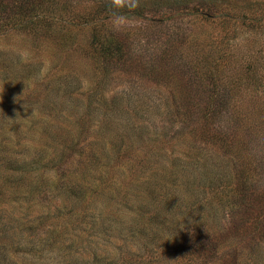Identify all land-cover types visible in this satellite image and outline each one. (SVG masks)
<instances>
[{
  "label": "rangeland",
  "instance_id": "obj_1",
  "mask_svg": "<svg viewBox=\"0 0 264 264\" xmlns=\"http://www.w3.org/2000/svg\"><path fill=\"white\" fill-rule=\"evenodd\" d=\"M23 1L0 0V264H264V0L4 18Z\"/></svg>",
  "mask_w": 264,
  "mask_h": 264
},
{
  "label": "trees",
  "instance_id": "obj_2",
  "mask_svg": "<svg viewBox=\"0 0 264 264\" xmlns=\"http://www.w3.org/2000/svg\"><path fill=\"white\" fill-rule=\"evenodd\" d=\"M43 1H49V3H51V0H43ZM19 6L20 7H19V9H17V11H16V9L13 10V8H10L8 10V12H6V14L4 15V18L11 19V18L16 17L18 15V18H20V20L23 21V24L27 25L31 22L32 16L38 17L36 14L38 13L37 11H39V9L46 8V6L43 4L42 0H26L25 3H24V1L19 2ZM25 19H27V20H25ZM94 34H95V36L93 39V41H94L93 45L95 46V50L97 49L96 52H100V54L102 53L103 57L107 58L106 59L107 61H110L111 56L114 58V56L116 55L115 53H118L119 51L121 52L123 44L119 46L117 44L118 41L116 39L112 38L111 36L106 35L104 33V31L103 32L98 31V33L95 32ZM248 74L249 73L246 74V77L248 76ZM252 75H254V74L252 73ZM62 81H64L65 83L63 84V87H60V88L64 89V91L71 87V82H70L71 80L62 79ZM224 96H225L224 101L221 102L220 104L216 105V108L213 109L212 111H210L209 113H207L206 117L208 116V118H212L215 116L219 117L221 115H224L225 117L231 118L233 116L231 111L229 112L230 108H228V106H227V103L231 99L232 96H231L230 92H226L224 94ZM160 114H162V113H160ZM149 120H151V119H149ZM109 125H111V124H109ZM113 126H115V124ZM127 126H128V128H127ZM124 127L129 129L130 132L132 131V127L129 126L128 123L125 124ZM150 131H151V128H150ZM163 131H164V127H160L158 130L159 133H161ZM139 132H140V134L137 133L136 136L145 137L144 136L145 134L143 135V131L139 130ZM140 139L141 138H139L138 140H140ZM91 156H93V158H95L93 153H92V155H90V157ZM14 169H16V166L13 167V170ZM150 183H151V179L146 182V185L148 186ZM42 184L43 183L41 182V184L39 183L38 185H36V188L39 189V191L42 190ZM65 184H66V182L58 180L56 187L67 188V187H65ZM181 237H182L181 238L182 242L177 245V249H178L177 252L179 251L180 254H183L182 256L187 257L188 255H190L192 253V251L196 247L194 245H198L201 242L199 239L194 238L193 233L190 231H188V234H185V235L181 234Z\"/></svg>",
  "mask_w": 264,
  "mask_h": 264
},
{
  "label": "clouds",
  "instance_id": "obj_3",
  "mask_svg": "<svg viewBox=\"0 0 264 264\" xmlns=\"http://www.w3.org/2000/svg\"><path fill=\"white\" fill-rule=\"evenodd\" d=\"M110 6L115 10V14L119 16L121 10L131 12L138 8L139 0H110Z\"/></svg>",
  "mask_w": 264,
  "mask_h": 264
}]
</instances>
